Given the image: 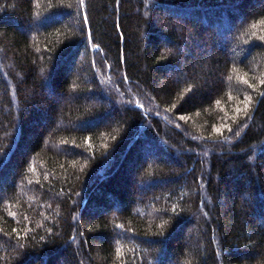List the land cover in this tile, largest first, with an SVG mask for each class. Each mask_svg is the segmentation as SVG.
<instances>
[{
	"label": "trees",
	"instance_id": "trees-1",
	"mask_svg": "<svg viewBox=\"0 0 264 264\" xmlns=\"http://www.w3.org/2000/svg\"><path fill=\"white\" fill-rule=\"evenodd\" d=\"M0 264H264V0H0Z\"/></svg>",
	"mask_w": 264,
	"mask_h": 264
}]
</instances>
